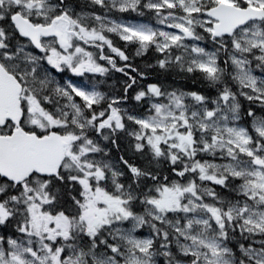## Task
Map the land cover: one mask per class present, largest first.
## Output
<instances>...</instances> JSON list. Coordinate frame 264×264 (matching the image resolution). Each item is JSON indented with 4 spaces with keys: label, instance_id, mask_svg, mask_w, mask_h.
Instances as JSON below:
<instances>
[{
    "label": "snow or ice",
    "instance_id": "obj_1",
    "mask_svg": "<svg viewBox=\"0 0 264 264\" xmlns=\"http://www.w3.org/2000/svg\"><path fill=\"white\" fill-rule=\"evenodd\" d=\"M88 3L105 12L148 10L176 31L78 12L76 0H0V227L20 234L0 235V264H158V256L165 264H264V116L248 109L252 132L236 123L238 97L264 107V76L253 74V64L264 72V0ZM108 33L138 45L137 56L154 47L159 69L200 73L216 97L151 83L133 98L147 97L153 114L136 116L120 98L60 83L44 66L83 77L108 73L98 63L107 61L129 77L127 94L136 78L105 54L107 47L129 59ZM206 39L213 51L197 43ZM90 133L117 148L126 133L135 152L157 168L166 161L172 175L121 156L132 177L122 183L124 172L96 158L107 152ZM145 225L147 238L134 235Z\"/></svg>",
    "mask_w": 264,
    "mask_h": 264
},
{
    "label": "trees",
    "instance_id": "obj_2",
    "mask_svg": "<svg viewBox=\"0 0 264 264\" xmlns=\"http://www.w3.org/2000/svg\"><path fill=\"white\" fill-rule=\"evenodd\" d=\"M86 8L99 13L105 14L113 17L118 18H135L140 17L137 12H119L115 9L111 10L110 12H105L99 9L98 6H92L86 1ZM136 44H129L128 46H124L123 43H119L117 47H119L122 51L125 52V55L129 57L127 61L121 60L118 56L114 53H111L107 47H105V54L112 56L117 64V67H125V65H130L131 67H126L125 71L129 73L130 76L136 78V83L133 85L131 89L128 90L127 94L124 92L125 82L128 81L129 77L124 75L122 72H117L115 69L111 68L108 65L107 61L98 60V62L105 67L109 68L108 73L104 75L96 74V75H89V79L94 81L101 90L110 98H120L121 103L128 107V111L130 113H141V110L148 105V98L145 97L142 101L134 100V96L138 91L146 90L148 84L156 83L162 86L163 90L167 92L176 91L179 92H198L205 96H208L210 99H214L217 95V90L215 87H210L208 82L205 81L200 73H187L181 72L178 68H171L168 71L159 69L156 66V61L159 58H162V54L155 51L154 47L149 49L142 56H136L134 52V47ZM91 47V46H90ZM95 53L97 49L90 48ZM134 51V52H133ZM176 54H179L178 52ZM151 65L152 67H149ZM135 68L137 71H132ZM138 73H144V77ZM230 86L232 87L233 91L237 90V85L234 82H230ZM127 96L126 99H123ZM239 101L243 100L244 97H238ZM244 109V108H243ZM127 128L129 131L136 128V125L132 124L131 122H127ZM90 136L95 138L97 142L101 143L105 151L107 152L106 157L110 158L120 171L124 172V175L120 177V181L125 184L132 183L131 173L128 171L127 167L121 162L120 157L123 156L125 160H127L130 164H133L137 167L145 168L150 167L153 170L160 171L163 175L172 174L169 171V164L166 161L160 163L159 167L157 168L156 164L153 162L151 165L149 164L150 157L143 156L140 153H137L132 148V138L129 137L126 133H119L118 137H116V143L119 146L117 148L116 145L111 143V140L105 141L102 137L97 136L95 133H90ZM175 178V177H172ZM208 183V182H205ZM208 186L215 187L216 191L221 194L223 197H231L230 191L226 189H222L220 186H214L210 183ZM67 199V197H65ZM61 204L63 206L64 202L62 201ZM137 212L142 213L143 208L139 205L136 206L135 209ZM141 231H146L150 234V229L147 225L142 227ZM14 227H0V235H13L17 236ZM20 235V234H19ZM235 247L234 245H232ZM173 251L175 252L176 249L173 247ZM163 257V256H162ZM164 258V257H163Z\"/></svg>",
    "mask_w": 264,
    "mask_h": 264
},
{
    "label": "rangeland",
    "instance_id": "obj_3",
    "mask_svg": "<svg viewBox=\"0 0 264 264\" xmlns=\"http://www.w3.org/2000/svg\"><path fill=\"white\" fill-rule=\"evenodd\" d=\"M86 1L87 0H76V3H77V8L76 10L79 12L81 9H83L84 11L86 12H93L92 10L86 8ZM108 19L110 20H115L117 22H121V23H132V24H148L150 25L151 27L153 28H159V29H162V30H165V31H176L174 29H169L166 27V25H161V24H158L157 22V19L154 15L153 12H150L148 10H144V15H140V18H136V19H123V18H115V17H110V16H107ZM200 31V30H198ZM203 34V33H202ZM109 36V38H111L113 40V43L114 45L117 47V45L119 43H122L124 45H128L126 42L122 41L119 39L118 36H116L115 34H112V33H108L107 34ZM186 43H192L191 41H186ZM200 44L201 47H204L206 48V50L208 51H213L214 48L213 45H212V42L210 40H204V41H199L197 42ZM137 47L138 45H136L134 47V50H137ZM86 50H88V48H86ZM35 51V54L37 55H42L41 53H39V50H34ZM92 52V51H91ZM44 66L46 68H48L49 70V73L52 77H54L58 82L60 83H64L65 81H68V80H71L77 84H87L89 86L91 85H95L93 84L94 81H91V82H87L85 79L87 80H90L89 79V75L92 74V73H86L85 76L83 77H79V76H75L70 70H67L65 69L63 72H57L55 69H52L50 66L46 65V63L44 64ZM253 74L254 75H257V76H264V72H261L260 69H256L255 68V64H253ZM63 73V76H61V74ZM94 75V74H93ZM87 76V78H86ZM96 89L100 92H102L101 90H99V88L95 85ZM104 93V92H102ZM105 94V93H104ZM242 97V96H241ZM156 98H153V100H155ZM159 101L160 102H164L166 103L167 100L166 98H159ZM240 104H241V119L239 121H237L236 123L241 126V127H246L249 129L250 132H252V117H249L247 116V111L249 108H251L257 115V117H260V116H264V107H262L261 105H259L258 103H251L249 101H247L245 98L241 101H239ZM122 109H125L127 110V112L129 114H132V115H136V116H147V115H150V114H153L151 113L150 111L146 114H139V113H130L128 110V107L121 104L119 105ZM149 108H150V101H149ZM244 108V109H243ZM138 128V126H137ZM254 134V133H253ZM99 143V142H98ZM100 146L103 148V146L101 145V143H99ZM97 159H104V160H107L109 161L110 163H112L114 165V168L118 169L117 167H115V164L114 162H111L112 160L110 158H107L106 156H103L102 154H97L96 156ZM200 158V157H198ZM203 159H208V160H213V157L211 156H203ZM215 162L217 163H223V162H226V161H222L220 160L219 158H216L215 159ZM119 170V169H118ZM231 196H234V193H231ZM206 200H210V198H206ZM171 215V214H170ZM126 227H130L129 224H126L125 225ZM19 234H17L18 236ZM134 235H136L138 238H147L149 236V234H147L146 231H141V228L138 229ZM13 237V238H16L17 236H13V235H6L5 238L7 237ZM257 239H259V237H257ZM246 244L248 243L247 241L245 242ZM258 246V245H257ZM234 250H235V247H234ZM157 261H158V264H165V257L163 258L162 256H158L157 258Z\"/></svg>",
    "mask_w": 264,
    "mask_h": 264
},
{
    "label": "bare ground",
    "instance_id": "obj_4",
    "mask_svg": "<svg viewBox=\"0 0 264 264\" xmlns=\"http://www.w3.org/2000/svg\"><path fill=\"white\" fill-rule=\"evenodd\" d=\"M119 48V47H118ZM134 52V51H133ZM148 52H149V50H148ZM134 54L136 55V52H134ZM137 56V55H136ZM140 56H142V55H140ZM149 108V104L147 105V107H145V108H143L142 110H141V113H143V114H146V113H148V111H147V109Z\"/></svg>",
    "mask_w": 264,
    "mask_h": 264
}]
</instances>
